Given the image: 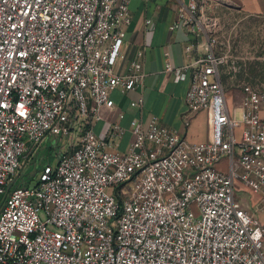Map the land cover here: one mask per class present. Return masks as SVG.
Listing matches in <instances>:
<instances>
[{
	"label": "built area",
	"instance_id": "obj_1",
	"mask_svg": "<svg viewBox=\"0 0 264 264\" xmlns=\"http://www.w3.org/2000/svg\"><path fill=\"white\" fill-rule=\"evenodd\" d=\"M133 1L0 0V264H264V227L236 195L264 204V91L246 86L230 108L209 10L229 0H177L170 27L205 38L189 65L165 70L176 82L190 75L184 124L207 112V142L157 117L132 120L125 152L119 123L94 131L112 91L142 85L141 64L116 69ZM75 131L78 143L35 186L18 184L39 144ZM128 182L133 195L122 192Z\"/></svg>",
	"mask_w": 264,
	"mask_h": 264
},
{
	"label": "crops",
	"instance_id": "obj_2",
	"mask_svg": "<svg viewBox=\"0 0 264 264\" xmlns=\"http://www.w3.org/2000/svg\"><path fill=\"white\" fill-rule=\"evenodd\" d=\"M215 4L216 2L209 10L214 12L218 6V3L216 6ZM228 4L239 5L247 15L264 16V0H229ZM179 7L177 0H134L130 5L131 23L120 27L123 44L116 69L125 73L132 63H139L142 66L143 81L137 90L116 89L111 92L110 103L100 108L101 120L96 123L94 131L102 135L112 123L123 126L126 133L119 139L117 146L121 152H125L136 140V135L130 131L133 119H139L147 125L153 117H157L162 125L179 131L191 143H204L210 139L211 128L207 112L195 116L190 129H186L184 124L188 114L186 95L190 87V75L187 79L176 82L173 73L165 70L167 61L175 67H183L205 51V38L202 35H193L186 29L171 30ZM148 20L152 21L150 26L147 25ZM193 42L199 45V52H186V47ZM139 97L144 99L143 106H133L132 102ZM242 101L237 102L233 109H238ZM201 118L203 122L199 121ZM79 135L80 132L75 131L66 137L67 148L63 153L69 152L72 145L78 143ZM224 165L225 162L222 163ZM24 168L25 166L20 170L18 179ZM238 198L242 207L253 213L264 227L261 195L249 190L243 191Z\"/></svg>",
	"mask_w": 264,
	"mask_h": 264
},
{
	"label": "rangeland",
	"instance_id": "obj_3",
	"mask_svg": "<svg viewBox=\"0 0 264 264\" xmlns=\"http://www.w3.org/2000/svg\"><path fill=\"white\" fill-rule=\"evenodd\" d=\"M214 14L220 19L218 54L225 58L222 80L233 110L235 104L244 99L246 86L264 91V16L247 15L236 4H218ZM199 121L203 122V118ZM66 148L67 138H46L34 150L17 181L35 186L44 168L55 166ZM135 186L128 182L122 192L133 195ZM241 194V191L236 192L237 197Z\"/></svg>",
	"mask_w": 264,
	"mask_h": 264
},
{
	"label": "trees",
	"instance_id": "obj_4",
	"mask_svg": "<svg viewBox=\"0 0 264 264\" xmlns=\"http://www.w3.org/2000/svg\"><path fill=\"white\" fill-rule=\"evenodd\" d=\"M18 184H20V185H24V186H28L29 184H25V183H22V182H20V183H18ZM30 186V185H29Z\"/></svg>",
	"mask_w": 264,
	"mask_h": 264
}]
</instances>
